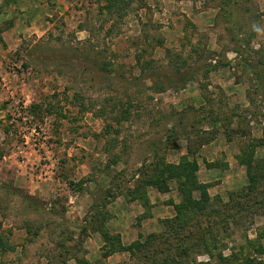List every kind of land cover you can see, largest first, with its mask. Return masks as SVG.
Masks as SVG:
<instances>
[{"label": "rangeland", "instance_id": "1", "mask_svg": "<svg viewBox=\"0 0 264 264\" xmlns=\"http://www.w3.org/2000/svg\"><path fill=\"white\" fill-rule=\"evenodd\" d=\"M181 171L209 200L183 229ZM0 240V264H264V0H0Z\"/></svg>", "mask_w": 264, "mask_h": 264}, {"label": "trees", "instance_id": "2", "mask_svg": "<svg viewBox=\"0 0 264 264\" xmlns=\"http://www.w3.org/2000/svg\"><path fill=\"white\" fill-rule=\"evenodd\" d=\"M110 1L114 2L115 0H110ZM242 62H243V64L245 66L251 68L249 66L248 61H247L246 58H243ZM219 64H224V62H220L218 64L217 63L208 64V66L203 67L200 72H208L211 69H214L215 67L219 66ZM191 77H193V74L192 73L191 74L187 73V74H185V76H183L182 81L185 82L186 80L190 79ZM181 172H182V175L179 177V179H181V181L178 183V185H179L178 187H179V190L182 192V196H181L182 199L178 203H174L173 202V206H174V210H175V215L173 217V221L177 224L179 229L185 228L186 218H188L190 213L191 214L192 213H198L197 210L202 209L205 206L206 202L209 201L207 196H206V194H205V192L203 191V189H200L201 190V194H200V196L198 198H195V197L192 196L191 189L194 188V187H197V185L195 184V181L190 179V178H188V180H185L184 172L183 171H181ZM161 190H164V189H161ZM25 199H27V201L29 203H32L31 199L28 198V196L25 197ZM167 221H169V220H167ZM211 227L210 228H208V227L201 228L200 230L197 229L195 232L194 231L191 232V235L189 234L190 231L188 233L186 232V234H184L183 238H185V239H194L195 241H199L200 240L201 243H202V246H205V247L207 246V242L206 241H208L209 243L211 241H213V244L215 245L216 241H214V238L211 236L212 235V231H211L212 228ZM206 233H208V234H206ZM104 235H105L104 236L105 239L107 237L111 239L110 236H108L106 234H104ZM185 239L183 241H185ZM1 244H3V246H4V243H2L1 240H0V245ZM134 244H135V242H134ZM121 247H123V246L120 243H118V242L111 243L110 248H108V250L105 251V254L107 255L109 253H112V252L118 250ZM206 249H207L208 255L212 256L210 248H206ZM186 253H187V248L185 246V247H183V252H179L178 254L180 256H182L183 254H186ZM169 259L170 260L168 262L164 261L163 264L164 263H166V264H176V263L178 264L179 263L173 256H171Z\"/></svg>", "mask_w": 264, "mask_h": 264}]
</instances>
